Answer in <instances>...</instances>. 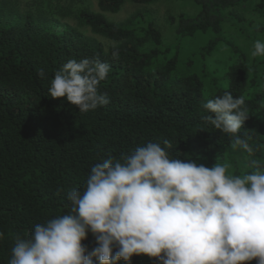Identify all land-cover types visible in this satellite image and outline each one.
<instances>
[{
  "label": "trees",
  "instance_id": "trees-1",
  "mask_svg": "<svg viewBox=\"0 0 264 264\" xmlns=\"http://www.w3.org/2000/svg\"><path fill=\"white\" fill-rule=\"evenodd\" d=\"M126 1L156 0H98V11L85 7L76 13L82 26L61 25L55 12L33 10L31 3L20 17L0 5V264H9L17 236L27 239L36 225L71 211L68 194L83 193L94 165L109 157L123 163L124 156L148 142L164 147L167 140L170 158L208 168L224 163L234 176L255 171L253 161L264 167V56L252 57L221 37L229 17L246 25L234 10L248 5L261 23L251 19L247 30L264 38V0H191L195 14L170 17L178 40L212 34L194 53L202 61L219 46L227 48L224 74L207 82L181 68L178 46L165 44L150 19L121 25L103 13L117 12ZM116 49L119 56L113 58ZM84 58L110 65L98 85L110 103L86 113L48 92L68 60ZM225 91L245 98L249 118L239 135L246 134L256 149L252 156L234 149V138L203 119L209 115L203 104ZM81 243L89 252L97 246L91 231ZM117 264L160 262L141 254Z\"/></svg>",
  "mask_w": 264,
  "mask_h": 264
},
{
  "label": "clouds",
  "instance_id": "clouds-1",
  "mask_svg": "<svg viewBox=\"0 0 264 264\" xmlns=\"http://www.w3.org/2000/svg\"><path fill=\"white\" fill-rule=\"evenodd\" d=\"M251 55L264 56V42L257 40ZM109 71L98 58L70 59L55 73L49 96L82 113L108 105L98 85ZM203 108V119L234 138V149L255 154L239 135L249 118L243 96L225 91ZM171 147L148 142L123 163L109 157L94 165L83 193L68 194L71 211L36 225L27 239L17 236L9 264H117L141 254L160 264H264V167L253 161L255 171L234 176L224 163L208 168L170 158ZM89 231L97 242L90 252L81 243Z\"/></svg>",
  "mask_w": 264,
  "mask_h": 264
},
{
  "label": "rangeland",
  "instance_id": "rangeland-1",
  "mask_svg": "<svg viewBox=\"0 0 264 264\" xmlns=\"http://www.w3.org/2000/svg\"><path fill=\"white\" fill-rule=\"evenodd\" d=\"M98 0H0V5L4 4L13 8V17H20L28 12V3H31L33 10L45 11V13H56V18L61 25H80L76 13L81 8H88L93 11H98ZM6 4V5H5ZM197 11V6L191 0H156L149 4H136L131 1H126L120 9L115 12H103L105 16L121 25H126L131 19L142 18L145 21L150 19L157 29L160 31L165 44L173 46L177 45L179 49L180 66L182 69H187L190 72H196L198 75L205 79L206 82L213 75L224 74L225 66L230 61V56L225 45L219 46L216 53L207 57V59H200L194 53L205 43V40L209 34H196L192 37H185L181 40L176 39L173 27L170 24V17L179 13L186 15H193ZM234 15L246 22V25L230 22L229 17L224 23L221 37L224 40L230 41L237 47L243 49L251 55L254 50V43L259 40L264 42L263 37H258L256 34L251 35V31L247 30V27L251 29L249 21L255 19L254 25L261 23L259 19L254 18L248 5L237 8L234 10ZM134 20V21H135ZM84 31H87L83 27ZM191 58V61L186 65V61Z\"/></svg>",
  "mask_w": 264,
  "mask_h": 264
}]
</instances>
